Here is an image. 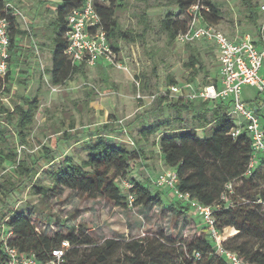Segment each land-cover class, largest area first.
Returning <instances> with one entry per match:
<instances>
[{
	"label": "trees",
	"instance_id": "trees-1",
	"mask_svg": "<svg viewBox=\"0 0 264 264\" xmlns=\"http://www.w3.org/2000/svg\"><path fill=\"white\" fill-rule=\"evenodd\" d=\"M9 0H0L1 5ZM56 16L51 22L53 26L52 64L48 68L52 83L63 84L73 79L77 74L84 72L88 67L85 63H73L65 54L67 40L64 37L67 30V15L75 7L83 4L84 0H58ZM168 6H176L174 11H169L162 20V29L171 42L181 30L188 25L186 10L199 3L207 9H202L204 21L221 26L225 17L224 11L215 0H166ZM245 16L250 24L259 33L260 24L257 23L259 3L252 0H244ZM123 0H109V4L101 5V13L104 26L108 32L112 46L118 50V39L126 42H136L147 35L149 25L147 16L142 15L143 28L123 30L119 23L116 11ZM145 13V12H144ZM10 19V66L5 79L0 77V173L9 169V176L0 181V231L4 226L12 234L7 238L10 246L20 251L34 254L41 262H47L52 257L55 248L61 246L64 240L70 242V248L66 253L64 264H111L112 253L118 248L121 251L119 262L121 264H227L224 257L216 253L215 243L206 237L194 239L190 243H179L173 237H143L120 241L107 238L103 243L97 244L94 239L85 233V228L80 227L78 232L55 231L46 234L39 230L28 210H18L10 206L7 198L20 185L18 178L33 179L38 170L27 159L20 158L18 151L12 146L9 131L19 138L21 144H27V138L31 133L36 114L40 108L38 95L33 97L22 95V103H15L10 109L2 101L1 93H8L12 83V60L20 58L22 37L26 31L20 28L18 17L9 12ZM257 25V26H256ZM235 27L229 33L232 37L236 33ZM246 32V31H244ZM205 41V40H204ZM207 42V41H206ZM193 43V42H192ZM187 65L192 68L190 82L195 80L199 73V50L192 46ZM219 68L213 79L207 81L218 85ZM170 77L168 85L175 83ZM141 85L146 88L148 79L142 80ZM258 97L256 98L257 102ZM160 105L154 109L155 120L144 124L139 130V139H133L130 144L119 138L118 132L127 129L125 124L115 121H107L104 125L92 133L90 138L82 140V148L86 156L77 161L72 156H66L59 165L53 169H47L46 175L51 185L36 184L33 190L43 196H59L64 189L79 191L93 198L105 197L117 206H127L128 196L133 194L135 206L152 207L163 205L159 192L152 193L147 183L130 177L132 162L139 157L142 162L146 159V153L142 150L140 141L148 139L152 135L159 134L157 146L160 156L166 166L175 169L179 180L178 189L183 193H190L201 203L212 205L215 209L217 228L223 231L226 227H234L232 234L225 240L227 249L236 251L243 259L255 263L264 264V207L257 202L258 198H264V155L257 156L256 165L251 175L246 172L253 155L252 137L245 130L242 134L233 138L230 135L235 125L234 116L230 111V100L182 98L159 95L156 99ZM264 99L258 100L254 105L258 113L262 127H264ZM168 107L172 113L163 116L161 106ZM185 113H195L196 121L192 124L184 118ZM215 127L211 135L200 134V130L207 127ZM74 127V126H72ZM76 133H65V140H73ZM77 141H80L77 139ZM130 145H133L131 147ZM44 157L48 162L55 161L54 151L45 147ZM16 177V178H15ZM25 179V178H24ZM24 179H22L24 181ZM127 179L132 184L123 193L118 181ZM233 183L234 193L230 194L227 185ZM167 191H172L167 188ZM223 195L230 198L233 203H228ZM177 198L174 203L179 212L187 213L192 209L191 205L183 199ZM212 238V237H211ZM93 245L88 251L82 250V246ZM196 251L201 252V258H195ZM7 255L5 245L0 232V264H4Z\"/></svg>",
	"mask_w": 264,
	"mask_h": 264
},
{
	"label": "rangeland",
	"instance_id": "rangeland-1",
	"mask_svg": "<svg viewBox=\"0 0 264 264\" xmlns=\"http://www.w3.org/2000/svg\"><path fill=\"white\" fill-rule=\"evenodd\" d=\"M12 1L23 12L24 17L19 16L18 19L20 28L25 30L26 34L19 36L21 55L20 58L14 57L12 60L11 88L8 93H1V98L10 109L14 108L15 103H22V95H38L41 104L27 144H21L13 131H9L12 146L18 151L20 158L27 159L38 170L32 180L15 177L20 186L6 197L10 206L30 211L36 218L33 221L43 233L78 232L79 228L83 227L85 233L97 244L103 243L107 238L125 242L157 236L173 237L185 245L201 237L214 242L203 218L195 214L193 208L187 213L179 212L174 203L177 199L174 191L169 192L167 188L154 183L160 173L170 169L164 164L159 153V134L140 141L142 150L146 153L147 163L144 164L139 157L136 158L132 162L130 177L143 180L152 193L159 192L163 200L162 206H117L105 197L93 199L71 189H64L59 196H43L33 190V185L36 184L51 185L45 171L56 168L66 156L81 161L86 156L81 141L89 139L91 134L107 121L115 123L122 120L127 126L128 133L118 132L119 138L139 139L140 127L155 120L152 114L154 109L158 108L160 111L159 102L150 100V96L160 95L167 88L170 77L180 85L191 83L194 89L207 85V81L213 79L219 67L213 46L204 40L191 43L199 50L200 63L197 66L200 70L195 80L190 82L192 68L187 65L191 54L190 44L171 42L162 29V20L169 11H174L176 6H168L166 0H123V4L116 7V16L123 30L131 28L141 31L142 15L147 16L149 25L147 35L143 39L138 38L136 42L131 43L123 38L118 39L123 56L131 59L129 61L134 68L133 75L106 62H100L99 65L86 67L84 72L77 74L73 79L55 85L48 68L52 64L53 49L54 32L51 22L56 16L59 1ZM215 1L225 14L220 26L224 32L229 35L228 32L235 27L236 34H257L254 24L246 20L248 12L244 0ZM252 1L259 3V0ZM262 19L263 15L258 9L257 23L260 24ZM261 72L264 74V66ZM32 77L36 78L34 84L31 83ZM133 77L148 79L147 87L143 88L141 85L138 89ZM139 94L144 98L139 99ZM242 98L257 105L259 99H264V93L259 94L255 86L245 85ZM161 107L164 108V117L172 113L168 107ZM184 118L192 124L196 121V114L185 113ZM214 128L209 126L200 130V134L211 135ZM67 132L76 133L77 137L70 141L65 140L64 134ZM45 147L54 151L55 161L48 162L44 157ZM9 172V169L2 171L0 181H4L10 175ZM118 184L122 192L127 193L122 179ZM2 207L0 202V209ZM233 229L235 228H224L221 231L223 239L227 240L238 232L236 229L232 234ZM0 232L3 237L10 234L6 226ZM92 247L93 245L82 246L81 249L89 251ZM120 254L121 251L117 248L111 255L110 263L121 264L118 258L123 255Z\"/></svg>",
	"mask_w": 264,
	"mask_h": 264
},
{
	"label": "built area",
	"instance_id": "built-area-1",
	"mask_svg": "<svg viewBox=\"0 0 264 264\" xmlns=\"http://www.w3.org/2000/svg\"><path fill=\"white\" fill-rule=\"evenodd\" d=\"M107 4H109V0H84L82 5L70 11L66 18L67 30L64 35L67 40L65 54L73 63H85L87 66L93 67L100 62H106L118 70L133 75L134 68L130 65V57H124L120 50L121 47L116 50L109 40L99 11L101 5ZM202 9L208 10L205 6L197 3L186 10L185 16L188 18V25L185 30L178 33L176 41L192 43L197 40H205L213 46L219 65L218 85L209 83L199 89H194L191 83L183 85L173 83L160 95L191 99L230 100L232 103L230 113L234 116L235 121L230 135L237 138L247 130L252 137L253 155L246 172L247 175H251L256 165L257 156L264 155V127H262L255 106L244 100L242 93L245 85L255 86L259 94L264 93V74L261 72L264 66V0H259V11L263 15V19L260 23L259 33L256 35L244 33L231 37L219 26L204 21L201 14ZM9 12L17 17H24L23 12L12 0L7 1L5 5L0 4V77L2 79H5L8 73L11 58ZM135 61H137L136 58ZM133 78L140 89L141 80ZM158 96L153 94L150 96V100H156ZM138 98L144 97L139 94ZM262 106L264 107V103ZM118 122L123 124L122 120H118ZM124 133H128L126 128ZM125 141L134 144L130 137ZM178 180L177 172L170 168L160 173L154 179V183L157 186L173 190L178 198L191 205L195 214L203 218L215 243L216 253L224 257L227 264H255L243 259L236 251L226 248V239H223L222 232L217 228L216 208L201 203L190 193L181 192L177 187ZM123 183L127 189L132 187L127 179H123ZM227 189L230 194H233V183H229ZM223 198L228 203H233L228 196L223 195ZM134 200L135 196L130 193L128 196L129 207H134ZM257 202L264 207V198H258ZM11 234L12 232L9 236ZM8 237L2 236L7 255L4 264H64L67 250L70 248V242L64 240L61 246L53 250L52 257L47 262H41L34 254L10 246L7 242ZM194 256L197 259L201 258V252L196 251Z\"/></svg>",
	"mask_w": 264,
	"mask_h": 264
},
{
	"label": "crops",
	"instance_id": "crops-1",
	"mask_svg": "<svg viewBox=\"0 0 264 264\" xmlns=\"http://www.w3.org/2000/svg\"><path fill=\"white\" fill-rule=\"evenodd\" d=\"M236 35H238V34H236ZM236 35H234V36H236ZM98 65H99V64H98ZM12 67H13V66H12ZM38 74H39V73H38ZM35 81H36V78H33V77H32V81H31V83L34 84ZM142 162H143L144 164L147 163V161H146L145 159H143Z\"/></svg>",
	"mask_w": 264,
	"mask_h": 264
}]
</instances>
